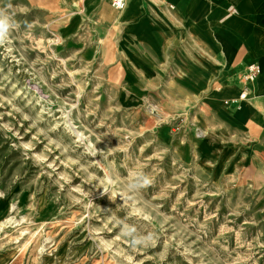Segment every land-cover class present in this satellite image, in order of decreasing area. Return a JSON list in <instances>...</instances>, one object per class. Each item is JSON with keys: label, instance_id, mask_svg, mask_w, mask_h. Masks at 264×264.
Returning <instances> with one entry per match:
<instances>
[{"label": "rangeland", "instance_id": "rangeland-1", "mask_svg": "<svg viewBox=\"0 0 264 264\" xmlns=\"http://www.w3.org/2000/svg\"><path fill=\"white\" fill-rule=\"evenodd\" d=\"M79 8L0 0V256L264 264V169L233 164L236 126L209 91L181 90L180 69L128 78L117 46L131 40Z\"/></svg>", "mask_w": 264, "mask_h": 264}, {"label": "crops", "instance_id": "crops-1", "mask_svg": "<svg viewBox=\"0 0 264 264\" xmlns=\"http://www.w3.org/2000/svg\"><path fill=\"white\" fill-rule=\"evenodd\" d=\"M68 1L85 3L84 15L98 27H131L122 35L132 42L131 70L139 80L180 69L186 93L223 89L212 105L236 126L229 150L242 155L233 164L264 169V0H132L127 14L119 15L110 0ZM76 26L71 23L68 31ZM254 63L260 73L241 110L242 73Z\"/></svg>", "mask_w": 264, "mask_h": 264}, {"label": "bare ground", "instance_id": "bare-ground-1", "mask_svg": "<svg viewBox=\"0 0 264 264\" xmlns=\"http://www.w3.org/2000/svg\"><path fill=\"white\" fill-rule=\"evenodd\" d=\"M132 0H127L126 1V5L125 7L123 8V10L121 11V14L124 13V14H127V10H130L131 7H132V4H131ZM79 5L81 6V3L80 2H76L74 4V7L77 6L79 8ZM84 6H85V3H84ZM79 12L82 13V10L85 11V9H81L79 8ZM114 9V8H113ZM116 10V9H115ZM118 12H120L119 10H117ZM119 17V16H118ZM118 19V18H117ZM119 21H117V23L119 24ZM111 27H116L118 28V30L123 34L125 35V32L126 31H130L131 30V27L130 26H127L125 27V29H122V27L120 26V24L117 26L115 25V23L113 24V26ZM102 40V39H101ZM133 46L129 45L128 43L120 40L118 42V46H117V50L120 52L121 54V57L123 59V62H124V65H126V67L128 68L127 69V77L130 78V76L132 75V70H131V61L133 60V56H132V52H131V48ZM223 93V89L222 90H215V91H210L206 94L205 96V100L206 102H208V104H213V99L214 98H218L221 94ZM237 102H238V109H241L243 110L245 108V104H247L248 102L247 101H243V100H240L239 98L237 99ZM150 110L151 111H157V106H150ZM209 135V132L208 131H201L199 132V136L200 137H207ZM201 151L204 152V145L201 146ZM12 222V219H10L8 221V223H11ZM12 255V254H10ZM10 259V258H8ZM5 258V255H2L0 256V264H8L9 260Z\"/></svg>", "mask_w": 264, "mask_h": 264}, {"label": "built area", "instance_id": "built-area-1", "mask_svg": "<svg viewBox=\"0 0 264 264\" xmlns=\"http://www.w3.org/2000/svg\"><path fill=\"white\" fill-rule=\"evenodd\" d=\"M127 0H110L111 7L116 9V10H123V8L126 5ZM260 73V68L257 63L250 64L249 66L246 67V69L242 73V78H243V90L239 96L240 100H247L249 96V86L252 85L257 77L259 76Z\"/></svg>", "mask_w": 264, "mask_h": 264}, {"label": "clouds", "instance_id": "clouds-1", "mask_svg": "<svg viewBox=\"0 0 264 264\" xmlns=\"http://www.w3.org/2000/svg\"><path fill=\"white\" fill-rule=\"evenodd\" d=\"M7 30H8L7 23H5L4 21L0 20V40H2L3 35H4V33L7 32ZM150 183H151L150 179L148 177L144 176L143 182L140 185V187H145V186L149 185ZM105 191H107V188L105 189ZM116 194H117L116 192H113V196H115ZM134 232H135L134 228H126L125 234L126 235H132ZM151 239H152L151 235L142 236V237L133 236L132 244H133V246L146 244Z\"/></svg>", "mask_w": 264, "mask_h": 264}]
</instances>
